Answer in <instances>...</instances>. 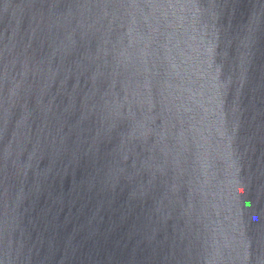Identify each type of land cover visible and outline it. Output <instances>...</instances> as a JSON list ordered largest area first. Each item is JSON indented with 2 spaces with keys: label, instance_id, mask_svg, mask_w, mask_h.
Masks as SVG:
<instances>
[{
  "label": "water",
  "instance_id": "1",
  "mask_svg": "<svg viewBox=\"0 0 264 264\" xmlns=\"http://www.w3.org/2000/svg\"><path fill=\"white\" fill-rule=\"evenodd\" d=\"M0 264H264V0H0Z\"/></svg>",
  "mask_w": 264,
  "mask_h": 264
}]
</instances>
